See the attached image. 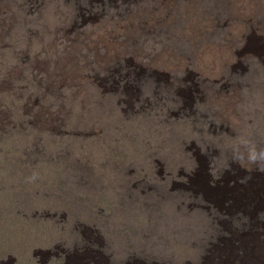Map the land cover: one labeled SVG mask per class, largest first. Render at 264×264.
<instances>
[{
  "label": "rangeland",
  "instance_id": "rangeland-1",
  "mask_svg": "<svg viewBox=\"0 0 264 264\" xmlns=\"http://www.w3.org/2000/svg\"><path fill=\"white\" fill-rule=\"evenodd\" d=\"M4 262L264 264V0H0Z\"/></svg>",
  "mask_w": 264,
  "mask_h": 264
},
{
  "label": "clouds",
  "instance_id": "clouds-1",
  "mask_svg": "<svg viewBox=\"0 0 264 264\" xmlns=\"http://www.w3.org/2000/svg\"><path fill=\"white\" fill-rule=\"evenodd\" d=\"M241 130H243V128H241ZM240 149H248V148H240ZM230 174H233V173H230ZM210 190H212L213 192H215L218 196H220L221 198H222V196H223V194H224V191H222V188H217V189H210ZM220 198V199H221ZM88 262H90V261H88ZM95 263H98V260H95L94 261Z\"/></svg>",
  "mask_w": 264,
  "mask_h": 264
},
{
  "label": "bare ground",
  "instance_id": "bare-ground-1",
  "mask_svg": "<svg viewBox=\"0 0 264 264\" xmlns=\"http://www.w3.org/2000/svg\"><path fill=\"white\" fill-rule=\"evenodd\" d=\"M59 245V244H58ZM51 247V246H50ZM57 248H59L58 246H57ZM65 252H66V250H64ZM44 252V251H43ZM48 251H46V253H47ZM53 252V251H52ZM60 252V251H59ZM73 252V251H72ZM51 252H49V254H50ZM62 253V252H61ZM41 254V253H40ZM45 254V253H44ZM63 254V253H62ZM43 255V254H42ZM48 255V254H47ZM59 255V254H58ZM35 256H36V254H35ZM54 256V255H53ZM44 257V256H43ZM56 257H59V256H56ZM61 257V256H60ZM65 257V256H64ZM25 258V257H24ZM51 258V257H50ZM49 258V259H50ZM62 258V257H61ZM72 258V257H71ZM4 259V258H3ZM9 259V258H8ZM35 259H37V258H34V260ZM39 259V258H38ZM41 259H43V258H41ZM56 259V258H55ZM64 259V258H63ZM65 259H66V257H65ZM70 259V258H69ZM46 260V259H45ZM30 261V260H29ZM58 261V260H57ZM69 261V260H68ZM78 261V260H77ZM7 262V261H6ZM50 262V261H49ZM61 262V261H60ZM74 262V261H73ZM2 263V262H1ZM5 263V262H4ZM28 263V262H27ZM30 263V262H29ZM36 263V262H35ZM58 263V262H57ZM56 263V264H57ZM72 263V262H71ZM80 263V262H79ZM6 264V263H5ZM37 264V263H36ZM41 264V263H40ZM54 264V263H53ZM59 264V263H58Z\"/></svg>",
  "mask_w": 264,
  "mask_h": 264
}]
</instances>
